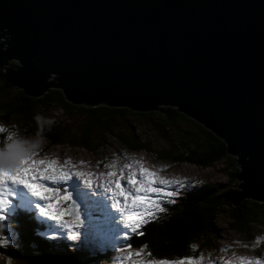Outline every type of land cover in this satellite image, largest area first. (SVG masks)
Here are the masks:
<instances>
[{
	"label": "water",
	"instance_id": "water-1",
	"mask_svg": "<svg viewBox=\"0 0 264 264\" xmlns=\"http://www.w3.org/2000/svg\"><path fill=\"white\" fill-rule=\"evenodd\" d=\"M25 94L86 105H170L237 155L240 191L264 199V0H0V67ZM55 74L52 81L45 78Z\"/></svg>",
	"mask_w": 264,
	"mask_h": 264
},
{
	"label": "trees",
	"instance_id": "trees-1",
	"mask_svg": "<svg viewBox=\"0 0 264 264\" xmlns=\"http://www.w3.org/2000/svg\"><path fill=\"white\" fill-rule=\"evenodd\" d=\"M18 67L15 59L0 67V119L10 128L21 130L23 135L40 136L45 146L55 145L62 138L61 144L97 154L112 141L117 143L115 147H121L128 154L144 151L151 156L153 163L164 161L177 165L188 162L203 168L216 161L225 163V182L201 181L192 190L178 196L165 214L146 225L142 235L130 240L136 249L146 255L151 253L152 257L164 258L190 251L195 253L198 248L203 252L213 251L210 240L213 234L218 236L220 232L214 221L216 214L221 212L229 218L230 227L241 236L257 234L256 231L264 226V201L243 197L237 204H232L223 200L226 194L240 191L242 182V179L235 178L239 173V167L234 165L237 155L226 152L223 140L204 128L186 129L175 136L179 120H190L188 115L169 105H160L154 111L136 112L124 106L74 103L67 100L62 89L57 87L28 95L3 78L4 71ZM53 77L46 79L52 81ZM52 109L60 111L66 122L38 125L34 117L37 114L44 117ZM139 127L147 130L149 135L143 136ZM5 133H0V143L6 139L3 137ZM27 228L29 231L25 237L22 233ZM2 231V235L6 233L4 229ZM29 232L32 228L24 225L20 231L23 244L17 248L7 245L1 250L5 257L2 264L39 261L35 260L37 253L27 246L34 237H29ZM34 242L36 247L44 244L41 240ZM94 258H82L79 264H94Z\"/></svg>",
	"mask_w": 264,
	"mask_h": 264
},
{
	"label": "rangeland",
	"instance_id": "rangeland-1",
	"mask_svg": "<svg viewBox=\"0 0 264 264\" xmlns=\"http://www.w3.org/2000/svg\"><path fill=\"white\" fill-rule=\"evenodd\" d=\"M10 60H14L12 58L8 59L6 65L9 63ZM5 66V65H4ZM55 77L54 73H51L47 79H51V77ZM45 78V81H47ZM49 82V81H47ZM44 92V91H43ZM41 92V93H43ZM39 93V94H41ZM160 106V104L155 105V109ZM170 106V105H169ZM175 107V106H173ZM46 119H49L51 121H65L64 118L61 117L60 111L57 110H50L49 113L44 116ZM0 127H3L5 129H8V131L5 133L3 137H6L5 141L9 142H14L15 143V138L17 136L27 138V139H36L35 137H31L28 135H23L21 133V130H15L14 128H10L9 125H7L3 120L0 119ZM140 133L144 136L149 135L148 131L145 129H142L139 127ZM12 135L13 140H7V136ZM47 141V139H45ZM4 141V142H5ZM62 138L59 143H54L55 145L51 146H45V142L43 140L42 146L36 150L39 151L40 153H51L52 158H61V160H65V158H72L75 161H78L81 165L82 168L87 169L92 166L96 165L100 168H115L118 165H120L121 160L120 157L126 155L124 151H117L116 149V144L115 142L110 141L109 145L105 147L106 149L103 150L102 152H99L97 154L95 153H89L86 152L84 149L78 150L74 148H70L64 144H61ZM104 149V148H103ZM140 153V156H136L133 158H139L142 160H147L148 159V166L152 169L153 168V163L151 162V156L144 151L138 152ZM38 156H40L39 153H37ZM115 156V157H113ZM150 160V161H149ZM83 162V163H81ZM109 162V163H107ZM156 168H158V172L164 173L166 172L167 175L169 176H174L176 178H179L180 182H184L185 186V193L192 190L195 186L199 185L201 181L205 182H225L227 180V177L225 175V163L221 161H216L210 166L207 167H199L196 166L192 163H179L177 165H172L169 162H164V161H159L155 162ZM106 169L99 170L97 169V173H100L102 171H105ZM164 171V172H163ZM164 173V174H166ZM28 193V192H26ZM183 193V190L178 192V195ZM72 199L74 202L78 203V208L79 211L74 210L73 207H71L70 202L72 201H67L64 203V201L61 202V205L59 206L60 208H67L69 216H71L70 212L74 211L75 216H78V218H83L86 222L92 224V221L97 222V224H100L104 226L106 232L109 231V228H112L119 222L116 220L114 214L112 213V219L110 221L109 216H106L108 214H105L104 211H100V214L98 215H91L93 216L94 219L91 220V217L89 216L90 214V207H86L84 205V202L80 200V193L78 189L75 188L74 192L72 193ZM233 204V203H232ZM86 214V215H85ZM67 216V215H66ZM92 217V218H93ZM71 218H73L71 216ZM69 228L66 230V232L59 234L58 237H55L53 239H47L41 236H37L34 234V232H29L30 235L29 237H32L34 235L33 240H31L28 243V248L32 250V252H36V258L39 257L40 254L43 252H50L52 255H63L67 258L69 261L70 259H82V258H89L93 259L96 251V244L90 238V233L88 231H91L90 226L86 222H80V221H70ZM102 222H105L103 224ZM216 227H219V234L218 236L213 234L214 236L210 240V245H214V250L213 251H206L203 252L199 248L195 250V253L190 251L185 253L184 255L180 256H174L172 258H168L171 261L173 260H179L188 256H194L199 258L200 256H203V262L202 264H206V261H213V264H226L225 260L222 259L221 257L223 256H233L234 260L240 264V257L242 256H248L250 253H254L251 255V259L256 260L260 259L261 264H264V226L256 231L257 234L253 235H245L241 236L237 232L234 231L230 227L229 224V218L225 216L223 212L217 213L214 221ZM14 225H15V231L13 232V235L8 236L5 240L4 243H2V246H6L7 244L12 242V245L14 248L19 247L21 244H23L22 237L20 231L22 230V227L24 225L29 226V222L20 217L16 220H14ZM94 225H96L94 223ZM30 227V226H29ZM19 229V230H18ZM78 229L79 236L76 240H72L70 238L69 232H75ZM28 228L24 233H22L25 237H27V232ZM29 231V230H28ZM102 238V236H99ZM107 239V236L105 240ZM38 240L43 241L44 244L35 246V242H38ZM7 241V242H6ZM106 244H104V247ZM40 247H44L41 249ZM197 247V246H196ZM3 250V248H1ZM135 252H139V249H134ZM61 252V253H60ZM50 253H46L44 255H48ZM145 255H141V257L137 258L140 260L144 261H150V260H163L166 259L164 257H152V254L149 253H143ZM99 258L102 259V256H99ZM3 260H0V264L3 263ZM79 260H76L77 264H79ZM68 264L70 262H67Z\"/></svg>",
	"mask_w": 264,
	"mask_h": 264
},
{
	"label": "snow or ice",
	"instance_id": "snow-or-ice-1",
	"mask_svg": "<svg viewBox=\"0 0 264 264\" xmlns=\"http://www.w3.org/2000/svg\"><path fill=\"white\" fill-rule=\"evenodd\" d=\"M7 131L8 129L0 127V133ZM7 140H13V136L8 135ZM34 155L35 153L22 155L18 146L13 143L9 146V150L3 154V157L8 156L10 159L7 161L0 159V220L4 219L3 211L6 210L9 203L10 185H23L32 196L46 202L43 207L39 208V211L41 215L50 217L53 221L63 222L64 217L69 214L67 208L59 207L62 201H72L76 205L72 199V194L66 188H62L61 185L73 176L80 179L86 174L65 171L63 167L59 166L57 160H36L33 158ZM136 163L139 164L138 161ZM126 167L131 168L132 165ZM108 175L115 177L117 172L112 171ZM45 181H50L57 187H49L44 183ZM82 182L89 187L93 186L90 179H85ZM173 184L178 185L180 181L161 179L155 172L141 165L139 176L136 171H131L125 176L121 170L119 178L114 182V189L107 185L103 187L105 192H111L117 197L112 206L119 210L122 221H126L124 223L127 228V232L124 234L125 239H128L131 233H137L144 224L149 222L155 211H165L161 201L165 197L171 198L177 195V192L167 190ZM77 210L79 211L78 206ZM61 224L67 228V225ZM138 234L142 235L143 233L138 232ZM69 235L72 240H76L79 236L78 229L75 232H69ZM4 242L5 240L0 239V243ZM127 247L130 248L131 245H127ZM141 255L142 252L132 253L129 251L126 259L132 260L133 256L139 258ZM203 259V256L199 258L188 256L173 261L138 259L135 264H202ZM239 259L240 264H261L260 259L253 260L247 257H240Z\"/></svg>",
	"mask_w": 264,
	"mask_h": 264
},
{
	"label": "clouds",
	"instance_id": "clouds-1",
	"mask_svg": "<svg viewBox=\"0 0 264 264\" xmlns=\"http://www.w3.org/2000/svg\"><path fill=\"white\" fill-rule=\"evenodd\" d=\"M34 118L37 124L40 126L50 125L52 123L51 120L46 119L40 114H37ZM42 143L43 139L40 136H37L36 139H27L17 136L15 138L14 144L18 146V150L22 155H30L31 153H34L36 150H38L42 146ZM10 145L12 144H9L5 146V148L0 149V152H7L9 150ZM2 259H4V257L3 255H0V260Z\"/></svg>",
	"mask_w": 264,
	"mask_h": 264
},
{
	"label": "bare ground",
	"instance_id": "bare-ground-1",
	"mask_svg": "<svg viewBox=\"0 0 264 264\" xmlns=\"http://www.w3.org/2000/svg\"><path fill=\"white\" fill-rule=\"evenodd\" d=\"M258 201H264V199L258 200ZM75 204L76 205H74L72 202H70L71 207H73L74 210L77 211L78 203L75 202ZM84 205L86 207H89L86 202H84ZM104 212L106 214L107 213V210H105ZM70 214H71V216L73 218H78V216H75L74 211H71ZM98 214H100V211L91 209L89 216L90 217H91V215H95L96 216ZM106 216H109L110 221H111V219H112V212L108 211V214ZM92 217H91V220L94 219V217L93 218ZM82 219H84V217ZM102 223L105 224V222H102ZM46 253H50V252H43L42 254L39 255V257H37V259H35L36 261L39 260L38 262L31 261V262H29V264H68L67 262H70L69 264H77V262H75V261L76 260H79V259L73 258V259H70L68 261L67 258H69V257H65L63 255H52L51 253L48 254V255H44Z\"/></svg>",
	"mask_w": 264,
	"mask_h": 264
}]
</instances>
